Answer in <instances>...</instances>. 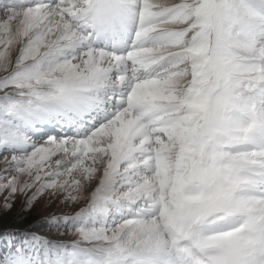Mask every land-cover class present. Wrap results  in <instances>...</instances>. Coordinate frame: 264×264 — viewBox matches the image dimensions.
<instances>
[{
	"label": "snow or ice",
	"instance_id": "1",
	"mask_svg": "<svg viewBox=\"0 0 264 264\" xmlns=\"http://www.w3.org/2000/svg\"><path fill=\"white\" fill-rule=\"evenodd\" d=\"M0 12L4 210L33 188L29 202L76 201L103 171L87 208L57 218L79 240L27 236L0 264H264V0H0ZM210 183L212 196L186 191ZM209 207L229 231L198 236Z\"/></svg>",
	"mask_w": 264,
	"mask_h": 264
},
{
	"label": "rangeland",
	"instance_id": "2",
	"mask_svg": "<svg viewBox=\"0 0 264 264\" xmlns=\"http://www.w3.org/2000/svg\"><path fill=\"white\" fill-rule=\"evenodd\" d=\"M178 2V0H176ZM3 18V13L0 12V19ZM21 44H14L9 46L8 55L12 62V66L15 65V61L19 56V49ZM4 51V47L0 45V52ZM4 75L0 72V77ZM11 154L0 152V175H5V169L11 168ZM103 171L100 169L92 181L85 182L84 188L79 193H73L78 196L76 201L66 199V193H60L57 195H51L50 190L45 191L35 200L29 202V197L33 188L27 195H19V197L13 201V206L7 211L4 210V199L0 196V230H8L9 233H5L0 238V257L6 255L9 251V243H19L24 237L31 236V233L39 236L45 240H51L53 243H65L72 244L80 239L78 233L71 227L60 226L57 227V218L65 216H75L83 208H87L91 194L95 191V188L99 186V179L102 177ZM7 175H15V173H7ZM216 184H209L207 187L201 185H188L186 191L189 193H195L197 195L204 193L207 196H212L217 192ZM58 196V199H57ZM67 204V207L64 205ZM113 216L110 214L108 219L111 220ZM26 222H30L31 226L28 233L24 229ZM22 227V229H21ZM5 228V229H4ZM39 229V230H37ZM21 231L18 232L17 231ZM26 233V234H25Z\"/></svg>",
	"mask_w": 264,
	"mask_h": 264
},
{
	"label": "clouds",
	"instance_id": "3",
	"mask_svg": "<svg viewBox=\"0 0 264 264\" xmlns=\"http://www.w3.org/2000/svg\"><path fill=\"white\" fill-rule=\"evenodd\" d=\"M224 142L227 143V140H225ZM218 162L225 170H231L232 162L228 160L226 157L221 158ZM218 183H222V181ZM206 211H207V218L196 226V232L198 236H211V235H216L220 231L227 232L230 230L229 226L233 223L232 217H228L227 219H224L223 218L224 214L218 213L212 207H209Z\"/></svg>",
	"mask_w": 264,
	"mask_h": 264
},
{
	"label": "trees",
	"instance_id": "4",
	"mask_svg": "<svg viewBox=\"0 0 264 264\" xmlns=\"http://www.w3.org/2000/svg\"><path fill=\"white\" fill-rule=\"evenodd\" d=\"M24 226H25V227H24L23 230H25L26 233H28L29 231H32V230H29V229H30L29 226H31L30 222H26V225H24ZM4 229H5V228H4ZM21 229H22V227H21ZM37 230H39V229H37ZM0 231H3V230H0ZM3 232H4V234H5V233H9L8 230H4ZM18 232H21V231L19 230V231H17V233H18ZM26 233H25V234H26ZM31 235H35V234L31 233Z\"/></svg>",
	"mask_w": 264,
	"mask_h": 264
}]
</instances>
